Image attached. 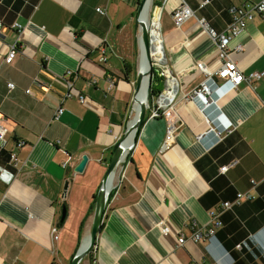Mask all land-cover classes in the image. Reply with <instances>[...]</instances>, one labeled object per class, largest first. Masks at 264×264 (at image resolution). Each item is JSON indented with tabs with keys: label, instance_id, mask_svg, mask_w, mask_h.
I'll return each mask as SVG.
<instances>
[{
	"label": "crops",
	"instance_id": "crops-1",
	"mask_svg": "<svg viewBox=\"0 0 264 264\" xmlns=\"http://www.w3.org/2000/svg\"><path fill=\"white\" fill-rule=\"evenodd\" d=\"M140 1L0 0V21L24 27L20 34L0 30V123L7 129L0 149V264H65L68 240L89 233L102 177L132 109ZM181 1L152 0L167 65L180 82V130L161 152L166 122L147 112L85 264H264V20L247 23L229 44L231 51L242 48L231 58L243 74L261 73L260 80L230 90L215 77L216 106L205 113L183 99L204 79L197 63L220 66L198 20L221 33L232 20L230 7L261 0H209L204 7L205 0H184L194 17L178 28L172 14ZM13 45L16 56L5 65ZM68 79L86 105L62 100ZM60 106L64 112L53 121ZM211 127L221 131L219 141ZM84 155L88 163L75 173ZM240 193L254 198L220 212ZM63 201L68 211L58 226ZM211 212L223 225L212 239L192 242V222L206 230ZM159 221L173 233L163 237ZM181 236L185 243L178 245Z\"/></svg>",
	"mask_w": 264,
	"mask_h": 264
},
{
	"label": "built area",
	"instance_id": "built-area-1",
	"mask_svg": "<svg viewBox=\"0 0 264 264\" xmlns=\"http://www.w3.org/2000/svg\"><path fill=\"white\" fill-rule=\"evenodd\" d=\"M207 4H209V0L202 2L200 7H204ZM96 11L100 12L101 10L98 8ZM228 11L232 17V20L221 33H217L212 30L204 20H198V24L207 33L209 38L216 44L218 50V59L220 61V66L215 71L208 69L201 62L197 63L196 68L203 74L204 79L198 86L183 95V99L185 101L195 103L199 110L203 113H205L210 106H216L214 93L216 90H218V86L216 84L215 77L221 79L224 82L226 88L230 90H236L241 83H250L253 80H260L263 76L261 73H252L248 76H245L236 62L231 58L233 53H240L242 48L236 47L231 51L229 50V44L235 37L244 31L247 23L252 22L256 17L264 20V0H261L258 3H245L238 7L232 6ZM192 17H194V12L189 8L184 0L181 1L180 6L172 14L174 25L178 28ZM5 28L9 30H15L18 32V34H20L24 29V27L19 23H12L6 26L2 21H0V30ZM161 45L163 48L162 38ZM16 52L17 46H11L2 63L5 65H10L16 56ZM163 55L164 56L161 61L153 60L154 63L152 62L154 72L162 78V90L160 93L150 97L148 104L149 117H162L166 122V133L160 147L161 152L167 151L172 147L181 125L175 111V98L180 87V82L177 76L174 75L168 67L164 50ZM70 74V72H67V75ZM7 88L14 89L15 84L9 82L7 83ZM25 93L29 94L30 90H25ZM69 98H76L78 102L83 105H86L89 102V99L86 96H83L78 91H76L73 81L70 79L66 80V93L64 94L62 100ZM63 112L64 109L61 106L58 107L53 114L52 120H59ZM206 120L210 121L207 116ZM208 133H213L217 137L218 141L221 139V131L214 127H211ZM6 135L7 129L0 123V149H4L6 145ZM23 145V142H19L17 144L18 147H22ZM15 157V154L10 155V159L12 161L15 160ZM237 164L238 161L235 160L228 166L222 167L220 171L222 173L226 172V170H228L230 167H234ZM66 165L67 164H64L63 166L65 167ZM251 183L253 186L256 185L255 181H252ZM253 198L254 197L249 193H240L236 196L235 200L231 202H224L220 208V212L229 210L234 206L240 205L242 201L252 200ZM210 218L212 225L206 230H203V228L199 227L196 221L192 222V233L189 237L192 242L197 243L202 240H210L215 236L216 229L220 228L223 225V222L220 219V214H217L216 212H211ZM158 228L163 237H167L173 233L171 228L164 221L158 222ZM51 234L52 239L56 241L58 238L56 227H53ZM184 243L185 238L182 236L179 237L178 245H182ZM237 248H240V245H238Z\"/></svg>",
	"mask_w": 264,
	"mask_h": 264
},
{
	"label": "water",
	"instance_id": "water-1",
	"mask_svg": "<svg viewBox=\"0 0 264 264\" xmlns=\"http://www.w3.org/2000/svg\"><path fill=\"white\" fill-rule=\"evenodd\" d=\"M147 0H141L136 16V24L138 27V30L141 31L142 34V41L139 42V39L137 40L138 44V66H137V73H136V84H135V91L132 98V109H131V116L133 112V106L134 102L137 100V95L140 91V87L142 85V82L144 81V78H146V96L144 99L139 100V109L138 113L135 116L133 120H129L127 123V126L125 128L124 134L122 139L117 143V146L112 153L110 162L108 164L107 170L105 174L102 177L101 185L99 187L96 200H95V206H94V214H93V220L91 229L88 233V241L84 248H82V240L80 239L79 246L75 252V254L72 257V260L70 264H80L82 260L90 258L91 254L93 253L95 246H96V238L97 235L100 232L102 220L106 211L107 202L109 199V195L112 191V188L107 191L106 190V184L111 178V176L114 174V171L118 164L122 162V164L125 163L130 151L133 149V147L136 144L137 136L142 128V125L144 124V121L146 119V115L148 112V104H149V90H150V84H151V77H152V69H153V60L151 58V46H150V40H151V32L149 31L146 24L141 21L140 16L142 13V10L145 6ZM145 55L146 61H147V72L144 74L139 70V58L141 54ZM132 137L131 144L129 146L125 145V141ZM88 163V157L86 155L82 156L80 162L75 166L74 172L75 173H82ZM68 188V182L65 183L64 190H67ZM67 204L66 201H63L60 206V216L58 218V226H61L67 216ZM57 228V227H56Z\"/></svg>",
	"mask_w": 264,
	"mask_h": 264
},
{
	"label": "bare ground",
	"instance_id": "bare-ground-1",
	"mask_svg": "<svg viewBox=\"0 0 264 264\" xmlns=\"http://www.w3.org/2000/svg\"><path fill=\"white\" fill-rule=\"evenodd\" d=\"M152 4V0H147L145 3V6L142 10L140 19L141 21H143L146 26L148 27L149 31L151 32V40H150V46H151V58L152 60H156V61H161V59L163 58V48L161 45V37H160V30H159V25H158V15L156 14V16H151V12H150V7ZM138 39L139 42L142 41V34L141 31L138 30ZM139 70L144 74L147 72L148 66H147V61L145 58V55L142 53L140 55L139 58ZM146 96V78H144V81L142 82V85L140 87V91L137 95V100L134 102V106H133V112H132V117L131 120H133L135 118V116L138 113V109H139V100L144 99ZM132 141V137H129L126 141H125V145L129 146L131 144ZM122 162L120 164H118V166L116 167L114 174L111 176V178L109 179V181L106 184V190L109 191L116 183L117 180V175L121 169ZM82 248H84L87 244L88 241V233L86 235H84V237L82 238Z\"/></svg>",
	"mask_w": 264,
	"mask_h": 264
},
{
	"label": "rangeland",
	"instance_id": "rangeland-1",
	"mask_svg": "<svg viewBox=\"0 0 264 264\" xmlns=\"http://www.w3.org/2000/svg\"><path fill=\"white\" fill-rule=\"evenodd\" d=\"M150 12H151V16H154L153 15V2L151 4V7H150ZM136 14H137V11H136ZM138 29V27H137ZM136 33H137V37H138V32L136 30ZM154 63V61H153ZM137 66H138V53H137V57H136V62H135V70L134 72L137 73ZM131 114L129 115V118H128V121L131 119ZM122 166V165H121ZM120 172V171H119ZM119 174V173H118ZM118 177V175H117ZM118 179V178H117ZM69 243L68 245L66 246L67 247V251H68V254H65V256H63V259H65V264H70L71 260H72V257L73 255L75 254L76 250H77V247L79 246V240H76V239H72V240H68ZM88 259V258H87ZM85 261L86 259L82 260L80 264H85Z\"/></svg>",
	"mask_w": 264,
	"mask_h": 264
},
{
	"label": "trees",
	"instance_id": "trees-1",
	"mask_svg": "<svg viewBox=\"0 0 264 264\" xmlns=\"http://www.w3.org/2000/svg\"><path fill=\"white\" fill-rule=\"evenodd\" d=\"M161 90H162V78L159 77V75L157 73H155L154 70L152 69V80H151V84H150L149 98L152 97L153 95L160 93ZM116 146H115V148H116ZM109 197H110V195H109Z\"/></svg>",
	"mask_w": 264,
	"mask_h": 264
}]
</instances>
